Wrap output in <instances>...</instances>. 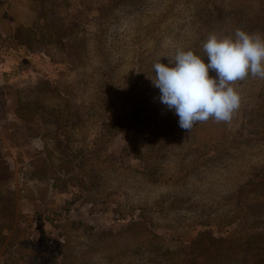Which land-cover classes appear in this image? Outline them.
I'll return each instance as SVG.
<instances>
[{"label":"rangeland","instance_id":"374dc122","mask_svg":"<svg viewBox=\"0 0 264 264\" xmlns=\"http://www.w3.org/2000/svg\"><path fill=\"white\" fill-rule=\"evenodd\" d=\"M237 28L264 0H0V264H264V80L188 132L148 78Z\"/></svg>","mask_w":264,"mask_h":264},{"label":"clouds","instance_id":"9594fccd","mask_svg":"<svg viewBox=\"0 0 264 264\" xmlns=\"http://www.w3.org/2000/svg\"><path fill=\"white\" fill-rule=\"evenodd\" d=\"M202 50L203 56L177 47L174 55L157 57L154 75L148 76L159 89L160 103L175 112L180 128L188 132L209 119L231 123L242 99L235 83L249 74L264 80V34L241 28L226 35L212 32Z\"/></svg>","mask_w":264,"mask_h":264},{"label":"trees","instance_id":"16d2710c","mask_svg":"<svg viewBox=\"0 0 264 264\" xmlns=\"http://www.w3.org/2000/svg\"><path fill=\"white\" fill-rule=\"evenodd\" d=\"M104 121L103 122H101V128H104ZM83 155V154H82ZM81 155V156H82ZM74 158H71V162L72 161H75V163H78L79 162V159H78V161L76 162V158H75V156H73ZM55 215H59V213H56ZM55 218V217H54ZM53 220V218H51V221ZM50 251V248L49 247H46V249L45 250H41L40 252H38L37 253V255L35 256L36 258H41V260H39L40 262H39V264H43L42 262L45 260V259H47L50 255H48V252ZM29 254H31V253H29ZM28 252L27 253H23V255L21 256V258L22 259H24V260H26L27 261V258L28 257H30V255H28ZM30 259L31 258H29L28 259V262L30 261ZM27 263V262H26Z\"/></svg>","mask_w":264,"mask_h":264}]
</instances>
